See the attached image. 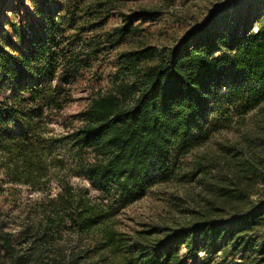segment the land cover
<instances>
[{
  "label": "trees",
  "instance_id": "1",
  "mask_svg": "<svg viewBox=\"0 0 264 264\" xmlns=\"http://www.w3.org/2000/svg\"><path fill=\"white\" fill-rule=\"evenodd\" d=\"M117 2L0 0V197L4 182L47 191L32 222L22 221L17 230L0 223V264H188L201 253L226 257L250 247L264 255V238L259 244L248 241L250 231L264 229L259 198L223 223L195 221L146 241L116 230L111 211L89 195L99 190L120 206L142 197L150 173H168L173 148L199 133L201 138L202 121L212 112L211 88L220 82L244 110L264 103V0L235 6L229 19L185 32L172 47L120 53L110 90L66 116L67 85L101 42L95 37L65 42L61 13L82 34L88 26L97 31ZM13 3L15 9H9ZM10 10L16 13L7 17ZM150 14L138 10L107 35L121 38L133 21ZM54 120L68 126L65 134L52 133L48 124ZM61 152L64 159L57 156ZM240 165L255 181L258 173L264 181V161ZM72 176L89 187H74ZM239 181L225 182L223 197ZM238 197L239 192L233 195Z\"/></svg>",
  "mask_w": 264,
  "mask_h": 264
},
{
  "label": "rangeland",
  "instance_id": "2",
  "mask_svg": "<svg viewBox=\"0 0 264 264\" xmlns=\"http://www.w3.org/2000/svg\"><path fill=\"white\" fill-rule=\"evenodd\" d=\"M250 1L118 0L116 4L119 6L112 8L108 17L96 25L99 26L97 31L88 26L87 32L82 34L67 15L61 13L65 42L77 43L78 39L90 37L98 38L101 42V48L90 56L87 67L67 85L70 98L62 110L63 114L75 116L88 106L98 92L110 90L111 80L119 66L120 53L146 46L158 50L172 47L185 32L202 26L210 27L221 18L227 20L232 16L235 6L240 7ZM14 7V3L10 4L9 9ZM28 7L26 5L24 9ZM141 9L150 11V16L133 21L131 30L121 38L107 35L122 25L128 15ZM258 11L263 13V9ZM14 13L15 10H10L6 15L9 17ZM90 49L88 46L86 51ZM211 93L212 112L207 113L202 121L201 138H198L199 133L190 143L175 146L170 156L168 173L164 176L150 173L152 182L142 197L120 206L116 197L105 196L99 190L89 192L91 197L111 211L116 230L148 241L195 221L223 223L257 205V201H252L258 198L264 201L261 175L258 173L259 177L255 181L252 173L243 172L240 165L242 160L264 161V151L261 150L264 148V103L244 110L240 100L228 93L225 82L213 86ZM63 125L56 120L48 124L55 136L66 133L67 129L63 127L68 126ZM73 125L76 126V122ZM85 155L86 158L90 157L88 153ZM57 156L62 159L66 157L62 152ZM236 174H242L238 176L239 184H229L228 195L223 197L221 187L231 178L236 181ZM69 180L74 187H89L81 177L72 176ZM49 185L51 193L55 194L58 188L52 181ZM3 187H6V191L0 197V223L7 229L17 230L22 221L32 222L33 210L47 191L5 182ZM238 192L239 197L233 198ZM263 238L264 229L250 231L248 241L259 244ZM263 256L256 248H239L226 257L220 253H201L199 261H188V264H264L260 260Z\"/></svg>",
  "mask_w": 264,
  "mask_h": 264
}]
</instances>
